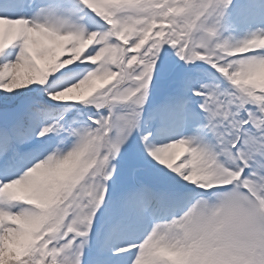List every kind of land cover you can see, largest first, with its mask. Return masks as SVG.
I'll list each match as a JSON object with an SVG mask.
<instances>
[{"label": "snow or ice", "instance_id": "1", "mask_svg": "<svg viewBox=\"0 0 264 264\" xmlns=\"http://www.w3.org/2000/svg\"><path fill=\"white\" fill-rule=\"evenodd\" d=\"M0 264H264V0H0Z\"/></svg>", "mask_w": 264, "mask_h": 264}]
</instances>
